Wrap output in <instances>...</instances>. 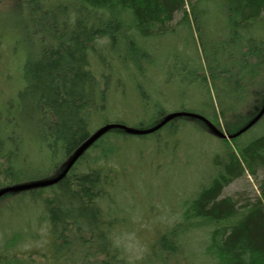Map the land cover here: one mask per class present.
<instances>
[{
  "label": "trees",
  "instance_id": "16d2710c",
  "mask_svg": "<svg viewBox=\"0 0 264 264\" xmlns=\"http://www.w3.org/2000/svg\"><path fill=\"white\" fill-rule=\"evenodd\" d=\"M209 2L18 0L19 9L29 14L25 23H35L37 51L22 66L13 97L0 103V189L56 175L94 130L111 121L129 126L124 121L132 120L131 127L145 129L175 109L198 114L218 128L221 119L228 134L249 122L263 102L264 75L252 66L247 79L239 74L246 58L258 57L264 64V53L252 46L236 60L222 31L210 43V59L202 49L203 61L195 39L190 46L156 45L178 25L189 33L199 28L197 21L208 14L201 5ZM221 2L227 11L222 17L230 20L232 31L264 20V0ZM179 12L183 15L175 25ZM8 16L0 15L3 39L4 30L12 31ZM231 38L242 39L234 32ZM131 95L136 96L133 103ZM260 122L230 142L217 138L223 157L215 161L207 181L164 194L163 200L126 178L125 169L135 173V164L142 163L143 150L126 155L136 141L149 140L158 146L151 163L159 162L158 152L169 155L179 136L198 132L193 123L207 129L198 120L175 118L138 136L110 130L58 183L8 196L31 198L30 204L42 209L37 221L46 218L48 228L42 264H264V178L260 197L252 203L237 207L233 198H219L232 178L243 172L255 177L264 168V126L254 137L242 139ZM27 147L41 156L31 159ZM140 199L148 202L144 209ZM143 211L144 216L166 218L156 217L159 221L150 230H141L149 225L146 220L134 230L149 235L148 246L134 258L114 236ZM156 226L163 228L160 235Z\"/></svg>",
  "mask_w": 264,
  "mask_h": 264
},
{
  "label": "rangeland",
  "instance_id": "374dc122",
  "mask_svg": "<svg viewBox=\"0 0 264 264\" xmlns=\"http://www.w3.org/2000/svg\"><path fill=\"white\" fill-rule=\"evenodd\" d=\"M186 1L187 5H190L198 0ZM215 3L219 8L215 7ZM201 7L208 10V14L202 16L197 21L199 28L195 29L193 27L191 33H189L184 29L183 25H178L175 27L172 34L159 37L156 41V45L167 46L169 48H175L176 46L183 44H188L190 46L193 44V39H195L197 47L201 50V54L199 55L203 61L202 49L205 50L206 55H208L206 57L210 59V43L218 37L216 32L222 31V35L225 36L222 41L225 43V46H229L233 50L232 56H234L236 60H240L241 58L239 56L246 53L249 47L252 46L253 48L255 47L254 50L264 53V20L243 26L242 28L236 26L234 27L236 31H232L230 20H226L222 17L227 11L221 0H210L208 4H202ZM189 9V7H186L185 10L187 11ZM3 12L9 15L8 20L11 23L12 31H8V29L4 30L2 34V37L5 36L4 39L0 36V103L13 97V93L19 85L18 78L22 76V66L26 61L32 60V54L35 53L33 57L36 55L37 50L35 42H37L38 38V36L32 37L35 30L32 31L31 25L35 23H25V17L29 14L26 13L27 15L25 16V13L19 9L18 0H0V15L3 14ZM182 15L183 14L180 12L177 13L173 18V24L177 25L179 21H181ZM45 19L44 23H46L45 26H47L50 24V17L46 16ZM1 27L2 26L0 25V28ZM9 32H12L13 34ZM232 32L241 36L242 39L239 42H235V40L231 38ZM11 36L13 39H11ZM243 40L246 43L243 44ZM242 64L243 68L241 74H239V78H248L250 72L247 68L249 66H252L253 69H256L264 75V64L261 58L249 57L246 58ZM193 67H195V65H193ZM207 74L208 73H206V75ZM129 99L130 102L133 103L132 101L136 100V96L131 95ZM116 101L117 103L119 102L118 100ZM259 108H261V106ZM132 112L133 114L135 113L133 110ZM169 112H175V109H172ZM128 115L131 114L129 113ZM260 121V125L256 126L251 131H248L244 135V138H242L243 140H248L249 137H254L260 133L259 129L264 126V117ZM111 122L112 123L109 122V124H119L114 121ZM124 123L129 125L128 127H131L130 125L133 122L131 120L124 121ZM193 124L195 126L193 130L197 131L198 129V132H187L183 138L179 136L178 141L173 146V150L169 151L170 154L164 155L162 151L160 153L158 152V156L160 154L162 157L159 158V162L155 161L154 164L151 162L156 159V155L152 152L153 149H157L158 146L153 145V141L149 140L140 143H136L137 141L135 143L132 142L134 145L131 148L129 155H126V157L128 158L132 155L136 148H138V150L142 149L143 152L141 151L139 156L142 163L135 164V173H132L131 170H128V173L127 169H125L126 178L128 180L131 179V181L134 182V186H137V188H148L147 191L152 190L149 192L155 194L156 197H163L164 194L172 195L173 193L183 191L188 187L191 189L198 184L200 186V184L205 183L208 179L207 175L213 170L215 161L222 160L223 156L221 157V152L219 151L220 146L217 142L218 139L207 129H203L201 125ZM219 124V129H224L221 119H219ZM116 129L122 130L119 128L112 130ZM28 147L26 148V152L31 159L41 156L39 153L37 154V157L33 152L30 153ZM158 173L160 174L158 175ZM156 175L158 178H155ZM263 178L264 168L258 171L255 177L250 176L247 172H243L238 177L232 178L229 183L222 188L219 198L231 197L235 200L237 207L245 202L252 203L260 197L258 186ZM164 198L165 197L161 198V200ZM172 199L174 200L173 197ZM156 200L159 201L157 198ZM30 201L31 198L20 200V196L18 195L15 197L7 195L0 199L1 264H12V262H15L13 264H42L44 262V252L42 248L45 247L48 240L47 221L45 218L40 221L41 224H39L37 217L39 215L41 219L43 211L42 209L35 208L31 205ZM143 201L145 200L141 201L140 199L139 202V207L142 209H144V206H148V202L145 204ZM36 206L39 207V205ZM152 211L154 212L155 209ZM141 213L136 215V218L139 220L136 219L132 223L129 222V225L127 224L124 227H121L118 230L119 234L114 236L115 240L118 239L120 242H123L127 251L134 254V258H138L142 255L143 251L141 250H144L145 246H148L149 238V235H140L137 234L138 231L135 232L134 230L138 229L145 220L149 225L141 227V230H150V228L154 226V222L166 218V215H155V212L145 216L144 211ZM156 217H158L159 220L156 219ZM156 228V234L160 235L163 228L159 229L157 226Z\"/></svg>",
  "mask_w": 264,
  "mask_h": 264
},
{
  "label": "water",
  "instance_id": "95a60500",
  "mask_svg": "<svg viewBox=\"0 0 264 264\" xmlns=\"http://www.w3.org/2000/svg\"><path fill=\"white\" fill-rule=\"evenodd\" d=\"M264 115V98L263 103L258 111V113L249 121L247 122L243 127H241L236 133L232 135H228L225 131L218 129L216 126H214L210 121H208L206 118L195 114L191 112H172L167 115H165L162 120H160L157 124L154 126L147 128V129H137L133 127L124 126L121 124H104L101 127L97 128L90 136L68 157L64 163L61 166L60 172H58L56 175L51 176L46 179L37 180V181H31L23 184L13 185L9 187H4L0 189V198L7 194H17L29 190H34L37 188H44L52 186L56 183H58L61 179H63L69 169L72 167V165L77 161L79 157L83 155V153L100 137L105 135L107 132H109L112 129L119 128L122 129L126 134L129 135H145L153 133L160 128H162L166 123L171 121L175 118L180 117H186L194 120H198L202 122L208 131L215 137L219 139H233L236 138L243 133H245L247 130H249L254 124H256L261 117Z\"/></svg>",
  "mask_w": 264,
  "mask_h": 264
},
{
  "label": "bare ground",
  "instance_id": "6f19581e",
  "mask_svg": "<svg viewBox=\"0 0 264 264\" xmlns=\"http://www.w3.org/2000/svg\"><path fill=\"white\" fill-rule=\"evenodd\" d=\"M167 124V123H166ZM226 140H229L230 141V139H226Z\"/></svg>",
  "mask_w": 264,
  "mask_h": 264
}]
</instances>
